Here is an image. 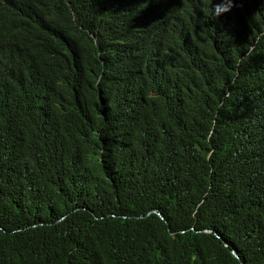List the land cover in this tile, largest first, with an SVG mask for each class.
Masks as SVG:
<instances>
[{
	"label": "trees",
	"instance_id": "trees-1",
	"mask_svg": "<svg viewBox=\"0 0 264 264\" xmlns=\"http://www.w3.org/2000/svg\"><path fill=\"white\" fill-rule=\"evenodd\" d=\"M0 264H264V0H0Z\"/></svg>",
	"mask_w": 264,
	"mask_h": 264
},
{
	"label": "water",
	"instance_id": "water-1",
	"mask_svg": "<svg viewBox=\"0 0 264 264\" xmlns=\"http://www.w3.org/2000/svg\"><path fill=\"white\" fill-rule=\"evenodd\" d=\"M160 216V215H159ZM163 219V218H162ZM208 231H210V230H208ZM226 246H227V244H225ZM232 254L237 258V259H240L239 258V256H238V254L235 252V251H232Z\"/></svg>",
	"mask_w": 264,
	"mask_h": 264
},
{
	"label": "bare ground",
	"instance_id": "bare-ground-1",
	"mask_svg": "<svg viewBox=\"0 0 264 264\" xmlns=\"http://www.w3.org/2000/svg\"><path fill=\"white\" fill-rule=\"evenodd\" d=\"M130 49V48H129Z\"/></svg>",
	"mask_w": 264,
	"mask_h": 264
}]
</instances>
